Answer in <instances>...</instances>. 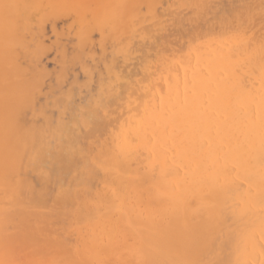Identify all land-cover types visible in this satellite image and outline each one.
I'll return each mask as SVG.
<instances>
[{
    "label": "bare ground",
    "instance_id": "6f19581e",
    "mask_svg": "<svg viewBox=\"0 0 264 264\" xmlns=\"http://www.w3.org/2000/svg\"><path fill=\"white\" fill-rule=\"evenodd\" d=\"M24 1L19 7L0 0V234L15 241L31 236L51 258L57 253L49 264H195L199 255L222 264V252L233 250L239 254L226 258L232 264L245 263L250 253L258 257L264 249V0H222L226 8L220 0H167L164 13L154 10L158 0H130L114 13V5L95 4L94 12L70 11L77 42L59 56L43 103L45 70L20 63L42 45H29L25 35L52 19L41 8L81 7L79 0L71 6V0ZM124 13L130 41L122 47L125 38L119 45L111 36L118 44L112 50L107 25H119ZM92 28L106 49L123 53V62L138 49L139 66L124 62L125 71L122 55L118 63L113 52L107 59L100 51L105 69L92 62L94 73L84 59ZM78 60L89 76L98 75L89 85L95 93L73 111L77 80L61 82ZM28 108L37 124L22 115ZM215 250L225 255L220 261Z\"/></svg>",
    "mask_w": 264,
    "mask_h": 264
},
{
    "label": "rangeland",
    "instance_id": "374dc122",
    "mask_svg": "<svg viewBox=\"0 0 264 264\" xmlns=\"http://www.w3.org/2000/svg\"><path fill=\"white\" fill-rule=\"evenodd\" d=\"M72 1H75L76 2V0H71V2L70 3H68L69 1H66L67 2V4L69 5V6H71V5H74L75 3H73ZM117 1V2H116ZM160 1H162V2H160ZM169 1H171V2H173L172 0H169ZM221 1V3L223 2L224 3V1H222V0H220ZM220 1H217V4H218V2H219V4H220ZM225 1H227V0H225ZM234 0H231V1H228L229 3H230V5H231V2H233ZM19 2V5L21 4L22 6H24L26 3H25V1L24 0H16V4ZM213 2H214V0H213ZM228 2H226V3H228ZM13 3V2H12ZM113 3V4H112ZM115 3V4H114ZM162 3V4H161ZM214 3H216V2H214ZM226 3H224V7L226 8V6L227 5H229V4H226ZM33 5H34V3H32ZM78 4L80 5V9H69V10H60L59 11V9H58V7H55V8H49V7H46V9H42L41 8V10L40 11H47V12H49V14H51V17H52V19L50 18V16L49 17H47V18H45L44 20H42L41 22H40V24H33L32 26V28H31V26H30V28L28 29V32H27V34L25 35V40L28 42V44L29 45H34V44H36V43H38L40 46H41V49L39 50V52H38V55H36V57L35 58H30V60H25V59H22V60H20V63L22 64V65H25L26 63H31V64H33V66H34V69H36L35 71L36 72H39V70L38 69H43V71L44 72H46V73H44L45 75H44V77H43V80H42V87H41V89H42V93H41V95L39 96V98H38V100L41 102V103H43V102H45V100H46V97L50 94V92H51V90H52V85H54L55 84V82H56V77H55V71H57V69H58V65H60L59 64V56L62 54V53H65L66 52V54H69L71 51H72V49H73V45H74V43H76L77 42V34H73V32L75 31V30H77V28H76V23H75V27H74V25H72L74 22H73V20H74V18H72V16L74 15V13H72V16H70V18H69V12L71 11H73V12H75V11H78V12H82V10H84L83 12H88V11H90L92 8H94L93 7V5L94 6H96V9H99V8H97V6H103L104 5V8H107L106 7V5L108 6L109 5V9L108 10H110V7L112 6V5H114L111 9V11L109 12V13H114V12H117V11H119V9L120 8H124L125 6H130V0H79V2H78ZM98 4H100V5H98ZM166 4H167V0H165V2H164V0H158V2H156L155 3V5H154V10H155V8L157 7V9L159 10L160 9V11H161V13L163 12H165L164 11V7H166ZM225 4H226V6H225ZM18 5V4H17ZM18 5V6H19ZM92 7H91V6ZM158 5V6H157ZM162 5V6H161ZM222 5V4H221ZM229 5V6H230ZM22 6H19V7H22ZM143 6V7H142ZM176 5H174V6H172L171 8L172 9H177V7H175ZM228 6V7H229ZM141 7H142V9H141ZM159 7V8H158ZM163 7V8H162ZM221 7H223V5L221 6ZM223 7V8H224ZM83 8V9H82ZM86 10H85V9ZM114 8V9H113ZM163 9V11H162V9ZM170 8V9H171ZM183 8V7H182ZM185 8V7H184ZM40 9V8H39ZM87 9H89L88 11H87ZM139 9H140V11L141 12H146L147 10H148V7L145 5V4H141V6L139 5ZM166 9H169V8H167L166 7ZM171 9V10H172ZM187 10H183V9H181L182 10V13H183V11H184V13H186V15H187V13H188V15L190 14L189 13V9L188 8H186ZM81 10V11H80ZM170 10V11H171ZM189 10V11H188ZM33 11H36V12H38L39 10L38 9H34ZM54 11V12H53ZM92 11L94 12V11H96V10H94V9H92ZM98 11V10H97ZM157 11V10H156ZM160 11H157V13H159ZM169 11V12H170ZM186 11V12H185ZM67 12V14H68V16L65 14ZM106 12H107V9H106ZM108 13V12H107ZM213 13V12H212ZM212 13L211 14H209L208 15V17L210 16V19L213 17V15H212ZM62 14V15H61ZM76 14V13H75ZM78 14V13H77ZM126 13H124V14H122L121 15V17H120V19H119V21L118 22H121V23H119V25H118V23L114 26V28H112V29H114V30H112V29H110L109 28V25H107V29L109 30L108 31V34L110 33L111 35L109 36V38L107 37V41H109L108 43H111L110 45L108 44V46H110V48L112 47V45L114 44L115 45V43L117 42V43H119V45H122L123 44V46L122 47H124L127 43H128V41H130L129 40V36H127V35H125V37H124V34H127V32H128V35L130 34L129 33V31H128V22H130V18H128V19H126V17H127V14L125 15ZM166 14H168V11H167V13ZM125 15V18L123 17ZM58 16H63V18L61 17H59V19H56V17H58ZM169 17V15H164V18L166 17V18H168ZM75 17V20H76V16H74ZM77 17H78V15H77ZM150 17H151V15H150ZM49 19V20H48ZM51 19V20H50ZM56 19V20H55ZM128 20L127 21V26H124V22L126 21V20ZM122 22H123V24H122ZM149 23L151 22L150 20L148 21ZM148 23V24H149ZM121 24V25H120ZM125 24V25H126ZM170 24V23H169ZM188 23H186V25L185 26H188L187 25ZM37 25V26H36ZM139 27H140V29H138V30H140V31H142L143 30V27L141 28V24H137ZM147 25V24H146ZM173 24H171L170 26H172ZM119 26V27H118ZM124 26V27H123ZM137 26V27H138ZM148 26V25H147ZM147 26H145L144 28V30L146 31V27ZM151 26V25H150ZM149 26V27H150ZM40 27V28H39ZM76 28L75 30H72L73 28ZM78 27V26H77ZM117 27H118V29H117ZM127 27V28H126ZM138 27V28H139ZM174 27V26H173ZM64 28V29H63ZM105 28H106V26H105ZM124 28V29H123ZM125 28L127 29L126 31L127 32H125ZM175 28V27H174ZM95 29V28H94ZM93 28L91 29V31L93 32V30H94ZM107 29H105L106 31H107ZM124 31H123V30ZM172 29V27L170 28V30ZM68 30H70V31H68ZM111 30V31H110ZM175 30V29H174ZM91 31H90V35L88 34V39H89V41H88V47L87 48H84V49H86L84 52V59H85V61L87 60V59H90V61L89 62H87L86 61V63H89V65H91L92 66V68H93V72L94 73H97L96 72V70H97V68L95 69V65L94 64H96L97 66L96 67H99L98 69L100 70V72H104V69H105V67H104V65H103V62H99V63H101V65L103 66V67H101V65L98 63V61H99V57H101V52H105L106 54L105 55H107V56H105L106 58L108 57L109 58V56L111 55V53L113 52L112 50H113V48L114 47H112L110 50H109V48H105L104 46H105V40H101V33H99V31H98V28H96V30H94V32H93V34L91 33ZM98 31V32H97ZM114 31L116 32V33H114ZM120 31H122V33L123 32H125V33H123V34H121L120 36L118 35L119 34V32ZM140 31H137V33H136V35L137 36H139V33H140ZM142 32H144V31H142ZM141 32V33H142ZM69 33H72L71 35H69ZM76 33V32H75ZM93 36H92V35ZM117 34V35H116ZM72 35H73V37H74V40H72L73 38H71L72 37ZM122 35H123V37H122ZM136 35H135V38H137L136 37ZM71 36V37H70ZM89 36H91V38H89ZM111 36H113L114 37V39L116 40L117 39V41H113V39H112V37ZM126 36H127V38H126ZM119 37H120V41H119ZM94 38V39H93ZM122 38H125L123 41H124V43H122L123 41H122ZM134 38V39H135ZM148 39V38H147ZM111 40H112V42H111ZM125 41H126V44H125ZM140 41V40H139ZM104 42V43H103ZM120 42L122 43V44H120ZM134 42H136L137 44H138V42L137 41H134ZM147 42V41H146ZM145 42V43H146ZM113 43V44H112ZM116 43V44H117ZM140 43V42H139ZM148 43H149V41H148ZM147 43V44H148ZM93 44V45H92ZM97 44V45H96ZM103 44H104V46H103ZM96 45V46H95ZM107 45V44H106ZM118 45V44H117ZM45 48H44V47ZM100 46H101V49H100ZM108 46H106V47H108ZM116 46V45H115ZM137 46V45H136ZM86 47V46H85ZM93 47V48H92ZM97 47H99V48H97ZM138 47V46H137ZM44 48V49H43ZM90 48V49H89ZM89 49V50H88ZM99 49V50H98ZM136 49V48H135ZM64 50H66V51H64ZM95 50H97V51H95ZM139 50H141V49H139ZM101 51V52H100ZM107 51L109 52V51H111V53L108 55V53H107ZM136 51V52H135ZM135 51H133V54L131 53L132 52V50H131V52H129V53H131V54H129V56L130 57H133V55L135 56V53L138 55V53L137 52H139L138 51V49L137 50H135ZM143 51H144V49H143ZM68 52V53H67ZM96 52L97 53H99L98 54V56L96 57ZM114 53V52H113ZM144 53V52H143ZM143 53H141V51H140V54H139V56L138 57H141L142 56V54ZM115 55L113 56V57H115L116 56V53H114ZM118 55L117 56H119V55H122L123 53H117ZM58 55V56H57ZM95 55V56H94ZM137 55L134 57V58H131V59H134V60H130L129 59V61L128 60H126V62L125 63H127L128 64V62H130L131 64H132V62H134V61H136L134 64L136 65V67L137 66H139V64L137 65V63H139L138 62V59L136 60L135 58H137ZM141 55V56H140ZM94 56V57H93ZM112 56V55H111ZM115 57V59L117 60V62L118 63H120L121 62V60H122V62H123V60H125V59H123V57H124V55H122L121 56V60H120V57H119V60L117 59L118 57ZM86 57H87V59H86ZM90 57V58H89ZM129 57V58H130ZM58 58V59H57ZM93 58V59H92ZM99 58V59H98ZM107 58V59H108ZM55 59H57V60H55ZM82 60V59H81ZM94 60H97L96 62L94 61ZM140 61H141V59H139ZM100 61H102V60H100ZM78 62H80V64H76V63H78ZM81 62H83V61H80V60H78V61H76L75 63H74V65H70V67H66L65 68V70H64V73H65V78H64V82H61V84L62 83H65V82H67L66 84L68 85V82L70 83L71 81H74L75 79L77 80L76 82H75V84H76V87H77V94H75L74 95V98L71 100V101H69V102H71V104H70V108L73 110V111H76V110H78L79 109V107H80V105H82L86 100H88V98H90L91 96L90 95H93L94 93L92 92V90L91 89H93V90H95L94 88L96 87H94V88H92L94 85L91 83L93 80L92 79H94L95 78V76L94 75H98V74H94L93 72L90 74V76L85 72V71H83V69H81L82 68V64H81ZM92 62H94V64H91ZM124 62L123 63H120V64H124ZM129 63V64H130ZM98 64H99V66H98ZM94 65V66H93ZM115 65H116V61H115ZM125 65V64H124ZM135 65H131V67H133V66H135ZM118 66V65H117ZM117 66H115V68H117ZM121 65H119V70H120V67ZM123 66V65H122ZM126 67H124L123 66V68L125 69V71L126 70H128L129 68H130V65H128V68H127V65H125ZM135 67V68H136ZM131 69H134V67L133 68H131ZM117 70V69H116ZM98 71V70H97ZM120 71H122V70H120ZM100 72H98V73H100ZM122 73H124V71H122ZM88 76H87V75ZM94 74V75H93ZM86 76H87V78H88V80L89 81H87V78H86ZM94 78H93V77ZM75 78V79H74ZM86 78V79H85ZM96 79H97V76H96ZM96 79H94V81L96 80ZM66 80H68V81H66ZM87 81V83L89 82V84L87 85L85 82ZM95 83V85H96V82H94ZM60 84V85H61ZM91 84V85H90ZM67 85H65V84H63V85H61L62 86V88L64 87V88H67ZM92 86V87H90V86ZM63 88V89H64ZM93 94H92V93ZM91 93V94H90ZM78 95V96H77ZM87 98V99H86ZM84 101V102H83ZM69 104H68V106H69ZM74 109H76V110H74ZM52 113L55 115V113L52 111ZM22 115L23 116H25L26 118H27V122L30 124V125H33V124H37V122H38V120H37V118H35L33 115H32V112H31V109L30 108H28V109H25V110H23V112H22ZM0 204H1V201H0ZM1 226V225H0ZM25 237V239H22V240H17V241H15L14 239H9V238H4L1 234H0V264H3L4 262H8V264L9 263H11V264H37L38 262L40 263V262H42V264H47V262H48V257L50 256L49 254H46L47 252H48V250H46L44 247H41V246H37L36 244H35V242H34V239H32V237L31 236H24ZM31 237V238H30ZM3 238V239H2ZM42 248V249H41ZM39 249H40V251H39ZM43 250V251H42ZM230 251V250H229ZM234 251L235 250H233V251H231L232 253H234ZM262 251H264V249H262ZM262 251H259L258 252V257H257V255L256 254H254L255 255V257H254V259L255 258H258V261L256 262L255 260V262L257 263V264H264V253H263V255H262ZM213 252V254H214V251H212ZM217 252V250H215V257L217 256V255H219V256H217V258L215 259V257L213 256L212 258H214L215 260H217L218 259V257L220 258V259H218L219 261L221 260V259H223V256H225V255H222V253L224 254H226V258L227 257H229V258H227V259H229L230 260V258H233V257H235V255L236 254H239L238 252L237 253H234L233 255H231L230 256V254H231V252H229L230 254H228V253H226V252H220V254L222 255V257H220L221 255L220 254H218V253H216ZM236 252V251H235ZM57 253H52L51 255H52V258H54L55 259V255H56ZM212 254V255H213ZM250 254H252V253H250ZM248 255L247 257H246V260H245V263L244 264H255V263H253L254 261L253 260H251L250 261V257L249 256H251L252 257V255ZM203 255H205V254H203ZM209 254H207L206 256H208ZM253 255V256H254ZM259 255H262V256H260L259 257ZM198 256V255H197ZM196 256V257H197ZM200 256H201V258H202V255H199V258H200ZM210 257H211V254L209 255ZM58 257V256H57ZM56 257V258H57ZM205 257V256H204ZM262 257V259H260ZM50 258H51V256H50ZM51 258V259H52ZM200 258V264H202L204 261V259H207L206 257L205 258H203V259H201ZM211 258V260H214V259H212ZM226 258H224L225 259V261H227V263H230V262H228V260L226 259ZM253 258V257H252ZM251 258V259H252ZM41 259H43L42 261H41ZM260 259V260H259ZM50 260V259H49ZM215 260H214V262H215ZM237 260V259H236ZM239 260V259H238ZM52 261H53V259H52ZM51 261V262H52ZM203 261V262H202ZM206 261V260H205ZM222 261H224V260H222ZM225 261L223 262L224 264H227V263H225ZM240 261V260H239ZM259 261H260V263H259ZM263 261V262H262ZM50 261L48 262V264L49 263H51ZM206 262H208V264H209V262H210V260H209V258H208V261H206ZM206 262L204 263V264H206ZM212 262V261H211ZM213 262V263H214ZM217 262V261H216ZM215 262V263H216ZM221 262V261H220ZM219 262V263H220ZM233 262V261H232ZM236 262H238V261H236ZM241 262V261H240ZM240 262H238V264L240 263ZM252 262V263H251ZM193 263V262H192ZM191 263V264H192ZM198 262L197 263H195V264H199ZM218 263V264H219ZM222 263V264H223ZM242 262L240 263V264H243ZM183 264H187V262H183ZM189 264V263H188ZM210 264H212V263H210ZM217 264V263H216ZM230 264H232V263H230ZM235 264H237V263H235Z\"/></svg>",
    "mask_w": 264,
    "mask_h": 264
}]
</instances>
